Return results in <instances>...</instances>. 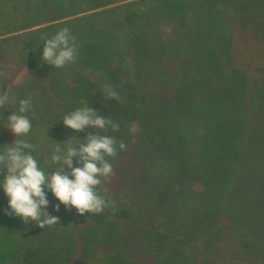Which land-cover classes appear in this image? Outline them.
Returning a JSON list of instances; mask_svg holds the SVG:
<instances>
[{"label": "rangeland", "instance_id": "1", "mask_svg": "<svg viewBox=\"0 0 264 264\" xmlns=\"http://www.w3.org/2000/svg\"><path fill=\"white\" fill-rule=\"evenodd\" d=\"M221 1L220 11L227 13L229 22L232 18L236 21L231 20L230 25L226 14H221L225 19L222 30V20L215 16L214 10H207L211 13L209 18L206 17L207 14L200 12L191 19L190 38L186 34L185 40L183 34L174 47L172 39L184 32L178 15L168 17L162 11L159 15L150 17L145 13L144 25L140 26L144 41L151 44V48L161 46L162 50L168 49L164 54L165 59L170 58L175 51L177 54L171 57L167 64L161 61L155 63L151 59L147 61L148 55L144 49L143 72L135 71L134 67L130 70L132 72L124 77L123 81H129L127 85L118 80L114 84L115 87H123L121 101L107 99L103 91L96 95V103L103 108L99 114L111 118L116 123L121 121L123 125L119 126L117 132L97 129L91 131L114 136L117 141H123L126 145L125 150H117L116 157L108 158L113 165V173L107 178L102 177L101 185L97 187V193L105 198L109 207L99 214L79 215L74 208L66 209L63 204H59L51 191L45 189L49 201L45 211L57 217L59 222L42 229L35 223H24L19 217L11 214L4 195L0 202V210L4 214L0 220V264H69L70 260L85 258L88 250L95 254V259L99 257L101 260H96L97 264H144V220L148 217L145 216L144 219V204L149 205L151 216L157 217V220H161V215L177 218L184 210L179 208L189 206L192 215L187 211L182 213L189 217L187 221L196 218L193 213L198 212L197 207H200L204 214L208 213L209 221L215 219L214 225L217 220L218 224H221L213 226L207 219L204 220L208 222L191 223H178L175 220V225L179 226L176 228V240L167 239L163 242V246L167 247L164 259L166 264H173L175 261L174 245L180 252L177 257L180 264H264V93L251 104L248 99L249 95L257 96L258 91L264 90V74H261L264 70V0ZM229 2L236 6V10L231 14L227 8L231 10L230 7H234ZM197 11L201 9L198 8ZM18 12L16 10L0 15V34L16 27V22L20 25L22 19L24 24L20 27L29 25V20L23 16L25 14ZM139 23L143 24V20ZM131 25L135 31V19L131 20ZM22 32L16 31L8 36ZM215 32L226 38H217L214 36ZM122 34L123 32H120L116 36ZM135 35L132 33V36ZM4 37L6 36L0 39ZM230 38L232 40L227 43ZM171 40L172 44H168ZM128 44L130 45L131 41ZM4 48L6 50L0 52V95L7 93L8 101L11 103L12 100L13 103L17 86L11 87L12 83L15 82L16 85L20 80L18 78L25 80L28 72L18 69L20 74L26 75L17 77L16 69L13 68L16 62L15 51H7L8 47ZM180 49L190 52L187 64L181 63L178 55ZM80 54L86 53L77 52V58ZM127 55H133V51ZM102 57L101 61L89 58L88 63L92 65L104 62L103 66H96L99 71L92 73H87L84 69L58 73L55 68L49 72L48 75H53L57 82L65 80L67 86L70 85L68 89L59 91L56 97L71 96L69 99L76 108L77 105L82 106L80 102L83 98L81 95L77 96L79 92L73 77H76V80H89L82 86L83 93L94 92L100 87L103 90L105 83L102 85L99 78H107L111 71L110 65L115 64L110 63L113 59L110 53ZM183 60L185 61V57ZM192 74H202L201 79H195V86L193 78L190 77ZM36 76H30L31 80L35 81ZM246 79L250 87L249 92H243ZM202 81H206V85L200 89ZM228 86H231L229 90ZM234 87L237 89L232 95H241V104L246 101L244 109L230 113L223 110L220 116L225 120L218 119L221 123L219 126L195 129L174 124L175 112H172L169 106L177 104L178 100L184 101L194 94L199 96L198 98L210 96L212 105L216 106L221 103L222 97L235 90ZM115 90L117 91L116 88ZM36 92L41 95L43 93L33 87L30 96H36ZM92 95L88 97V106L92 102ZM103 104L113 106L114 109L104 107ZM26 115L32 128L24 140L35 145L34 149L28 151L40 162V166L47 170L43 161L50 157L58 142L51 137L46 125L38 126L39 120L45 119L46 112H28ZM36 116H39V119ZM218 116L214 113V117ZM242 116L243 125L240 120L234 122L232 127L227 126L228 117L238 121ZM132 126L137 129L135 133L130 132ZM198 131L201 132L200 135H196ZM1 132L3 131L0 129ZM119 132L126 133L129 137L117 138L116 134ZM178 134H184L192 145L201 144L204 150L197 153L198 157L193 153L190 156H182L183 148L188 147L179 143L176 138ZM196 137L200 138L201 143L194 141ZM64 139L63 142L68 138ZM63 142H60L61 148L65 147ZM67 143L75 144L70 140ZM193 150L196 152L194 146ZM77 159L73 158V167L81 166L76 163ZM55 167L57 165H52L48 174H51ZM146 192H150L149 196ZM149 197L150 200L146 201ZM56 205H59L58 209ZM232 206H236L239 212L235 214ZM228 209L232 211L228 212ZM238 214L244 217L251 230L248 236H245L247 231L244 226L236 222L235 217ZM167 221L169 222V219ZM108 222H113V226L117 223L137 224V229L143 232L136 240L139 250L134 252L127 247L123 248L118 242L117 247L122 251L113 257H105L104 252L111 251L115 240L121 237L120 233L116 232L111 236V240H105L104 225ZM196 225H199L200 233L195 231L191 236H187L189 230L197 228ZM164 229L160 227L159 231ZM96 245L98 247H95ZM182 259L188 260L184 262ZM150 264L159 262L150 261Z\"/></svg>", "mask_w": 264, "mask_h": 264}, {"label": "trees", "instance_id": "2", "mask_svg": "<svg viewBox=\"0 0 264 264\" xmlns=\"http://www.w3.org/2000/svg\"><path fill=\"white\" fill-rule=\"evenodd\" d=\"M176 1L177 0H0V15L18 10L20 12H18L19 14H25L23 16L29 20V25L27 26L20 27V25L23 26L24 24L22 19L20 25L18 22H16V27L11 30H5L0 34V37L6 36L3 39H0V45L3 44L4 47H8L7 51L9 49L15 51L16 62L15 64H13V68L16 69V76L19 77L23 75L22 77H24L26 75L20 74L18 72V69L26 70L28 72L25 80L22 78H18L20 80L16 85L15 82L12 83L13 85L11 87L16 88L17 86L15 98L12 96L14 102L12 103V100L11 103L10 101H7L4 107H0V117H2L3 114V116L5 117L4 123L7 122V116L11 115L13 111L18 110L19 101L30 97L32 109L29 112H35L36 114H39L40 112H46L45 119H40L38 126L40 127L41 124L46 125V127L50 130L51 137L55 140V142L60 143L65 140V137H67L68 139L72 137L69 139L70 142L77 144L78 142H81L80 140L86 139L87 135L85 134L93 132L91 131V129L84 130L83 132H74L63 125L62 119L68 112L83 107L84 100L88 102V97H90L91 94H93L95 97L92 95V102L89 104V107L94 109L96 104L95 110H97L98 112L103 110V108L96 103L97 93L103 91L101 87L94 92L89 91L83 93L82 86L87 84L89 80L86 78H80L76 80V77L71 76L75 78L73 82L75 81L74 85L78 88L79 93L77 96L81 95L83 98V100L80 102L82 106L77 105L76 108L73 101L69 99L71 96H68L69 98L56 97V94L59 91L68 89L70 85L68 84L67 86L65 80L57 82L53 75L49 76L48 73L51 72L55 67L44 63L41 60L42 50L44 47L43 40L51 38L63 28H68L69 34L76 38L75 42L78 46L77 52L86 54H80L74 63H69L63 68H55L54 70L58 73H64V70H68L71 72L73 70L81 69L86 70L87 73L99 71L96 66L101 67L103 66L104 62H101L99 65H92L91 63H88L89 58L94 59L95 61H101L103 55H105L106 53H110L113 57L110 63H114L115 65H110L111 71L108 73L107 78L101 76L103 80L101 78H99V80L102 85L104 83H108L115 87L114 84L116 83V80L127 85L129 81H123L124 77L127 73L132 72L130 70L134 67L135 71L143 72L144 49L148 55L147 61L151 59L155 61V63L156 61H161L167 64V62H170L169 60H171V57L177 54V52L175 51L170 58L165 59L164 54L168 49L162 50L161 46L151 48V44L144 41V33L140 26L144 25L145 13H147L150 17H155L162 11L168 17H173V15L176 14L178 15L180 19V25L184 32L179 37H175L173 39L170 37L174 41V44H172V40L169 41L168 44H172V47H174L176 43L179 42V39H181L183 34L185 40L186 34H188V37L190 38L189 33L191 32V19L194 18V15L200 12L207 14L206 17L209 18L211 13L207 10H214L215 16L221 18L222 20L223 27H220L222 30L225 23V19L224 17H222L224 14H226L225 16L227 17L228 23L230 25L232 24L231 20L236 21L231 17L232 19L229 22L227 13L223 14L220 11L222 9H220L221 0ZM229 4L234 7H230L231 10L227 8V10L230 11L231 14L233 10H236V6L232 5L230 2ZM198 8L201 9V11H197ZM132 19H135V27L137 26V29L135 28V31L132 30ZM140 20H143V24L139 23ZM16 31L23 32L17 35L8 36L9 34ZM120 32H123V34L120 36H116ZM217 32H215L214 36L216 35V37L219 39L226 38L224 36H221L220 34L218 35ZM132 33H135L136 35L132 36ZM230 40L232 39H227V43H229ZM130 41L131 46L128 44ZM6 43L10 45H7ZM3 46H0V52L6 50ZM107 50H109V52H107ZM130 51H133V55L128 56L127 53ZM178 55L181 58V63L187 64V62L189 61L190 52L180 49V51H178ZM115 57L117 58V60ZM184 57L185 61L183 60ZM108 65L109 64L107 63V66ZM17 72L19 73V75H17ZM33 74L37 75L35 81L31 80L30 77L33 76ZM261 74H264V70ZM200 76H202V74L190 75V77H192L194 80L193 86H195V79H201ZM9 83H11V80ZM205 85L206 81L205 83L202 81L199 85L200 89ZM243 85H245L243 88V92L250 90L247 79ZM33 87L34 90L35 88H38L39 90L43 91L42 95L36 92V96H30ZM230 87L231 86H228V90ZM115 88L117 89L118 94L120 93L119 101H121V92H123V87ZM236 89L237 88H235V90L229 93V95H227L226 97H222L221 103L219 102V104L216 106L212 105L210 96H208V98H198L199 96L196 97L197 95L194 94L185 98L186 100L184 101L178 100L177 104L169 106L171 111L175 112L174 124H179L183 127H192L195 129H203L204 127L213 128L219 126L221 124L219 120H225L224 117L220 116L223 113V110H227L230 113V111H241V109H244L246 101L241 104V95H232L236 92ZM262 92L264 93V90L258 91L257 96L249 95L248 99L250 104L260 99V95ZM112 101L117 100L112 99ZM119 104H121V102ZM103 106L106 107L109 105L103 104ZM186 106L188 107L186 108ZM109 107L114 109L113 106ZM54 111L57 113L52 114V112ZM59 111H63L66 113H58ZM214 113H217L219 115L218 118L214 117ZM121 115L119 117H121ZM36 118L39 119V116H36ZM240 120L241 124L243 125V116L240 117L238 121L232 119L231 117H228L227 126L232 127V124L234 122H239ZM0 122H2V120H0ZM118 124L119 126L123 125L121 121H118ZM0 129L1 131H3L0 133V151H2L5 147H7V145H11L14 142L15 137L10 132V130L3 127L2 125H0ZM36 130H38V127ZM200 134L201 132L199 131L196 133V135ZM24 137L25 136L17 137V140H24ZM116 137L127 139L129 135L119 132V134H116ZM176 138L178 139L180 144H182L183 146L187 145L188 147V149H186V147L183 148L181 153L182 156H190L192 153L194 154V156H197V153L204 150V146H202L201 144L192 145L190 140L187 141V138L184 134H178ZM194 141L201 143L199 137H196ZM193 146L196 149V152H194ZM196 160L198 161V158ZM4 174V171L0 170V180H2ZM146 194H148L149 196L150 192H146ZM146 194L144 195V199ZM4 195L5 194L3 190L0 189V202L3 200ZM6 200H8L7 197ZM149 200L150 197L146 201ZM181 208L182 210L184 209L183 211H187L192 215V211L190 210L189 206L180 207L179 209ZM232 209L235 214L239 212L236 206H232ZM232 209H228V212H231ZM197 210L198 212L193 213V217H196L194 218V220L190 219L189 221H187V218L189 217L186 215H182L183 211L177 218L173 217L172 215H166L165 217L161 215L159 217V219L161 220H157V217H153V215L151 216L152 211L149 205L144 204V212L149 213V211H151V213H149L148 215H145L144 213V219H146L145 216H148L147 219L144 220V264H150V261H157L159 262V264H166V260L164 259L166 258L165 255L167 253V247L163 246V242L167 239L176 240V228H178L179 226L177 227L175 225V220L178 223H191V221H209L208 213L204 214L202 210H200V207H197ZM164 213L165 212H163V214ZM218 213H220V215L225 219L224 215L221 214L220 211H218ZM2 215L4 214L0 210V220H2ZM109 216L110 215L108 214L107 217ZM235 218L237 223H239L241 226H244V229L247 231L245 236H248L250 228L246 224V220L244 219V217L238 214ZM168 219L169 222L167 221ZM204 219H207L208 221ZM214 220L215 219L209 221V223L213 226H221V224H218V220L214 225ZM112 224L113 222H108L107 225H104V228L106 229L105 240L106 238L111 240V236L116 232H119L121 237L115 240V246H111V251L104 252V256L110 258L119 254V251H122V249H118V242L123 245V248L127 247L129 250L137 252L139 248L136 244V240H138L139 234L143 233L141 230L137 229V224L126 223L125 225H122L117 223L116 226L114 225L115 227ZM160 227H164L165 229L161 230L160 232ZM196 227L197 228H195L194 230H189V232H187V236H191L195 231L200 233L199 225H196ZM95 247L98 246L96 245ZM103 248H105V246ZM173 249V255L176 257L173 264H180V261L177 260L180 252L179 250L175 249V245ZM89 255H91L94 259H92ZM183 257L184 255L182 254L181 258ZM96 260L101 261L99 257L98 259H95V254L91 253V251L88 250L85 258L70 260L69 264H97ZM182 260L186 262L188 259ZM105 264L111 263L105 262Z\"/></svg>", "mask_w": 264, "mask_h": 264}, {"label": "clouds", "instance_id": "3", "mask_svg": "<svg viewBox=\"0 0 264 264\" xmlns=\"http://www.w3.org/2000/svg\"><path fill=\"white\" fill-rule=\"evenodd\" d=\"M75 40L68 28L59 30L51 38L43 40L41 60L56 69L74 63L78 47ZM103 92L107 99L120 100L113 85L105 84ZM7 101V93L0 95V107H4ZM31 109L29 97L19 101L18 110L7 116L6 123L3 114L0 117V125L10 130L15 137L11 145L0 151V170L5 173L0 180V189L8 198L11 214L24 223L32 222L42 229L57 224L58 218L45 211L49 204L45 189L51 191L59 204H63L66 209L74 208L79 215L103 212L109 203L97 193V187L101 185L102 177L107 178L113 173V165L108 158L116 157L118 149L125 150V143L117 141L114 136L100 135L96 131L89 133L86 139H78L83 141L79 144L67 143L70 137L63 142L64 148L60 147L61 143H57L50 157L43 161L47 166L45 170L30 151H25L34 149L35 145L26 140H17V137L27 136L31 131L32 124L26 115ZM62 123L74 132L86 129L104 132L119 130L118 123L100 115L85 100L83 107L65 114ZM136 131L135 126L130 128V132ZM74 157L78 158L76 163L81 166L73 167ZM52 165L57 167L48 174ZM55 207L58 209L59 205Z\"/></svg>", "mask_w": 264, "mask_h": 264}]
</instances>
